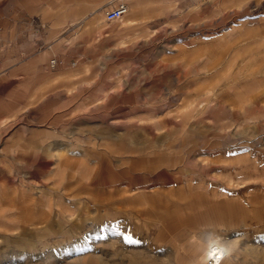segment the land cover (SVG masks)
I'll use <instances>...</instances> for the list:
<instances>
[{
	"label": "crops",
	"instance_id": "1",
	"mask_svg": "<svg viewBox=\"0 0 264 264\" xmlns=\"http://www.w3.org/2000/svg\"><path fill=\"white\" fill-rule=\"evenodd\" d=\"M117 1L0 0V252H10L16 243L22 249L18 258L23 260L44 244L56 255L58 248L72 245L88 229L101 230L128 217L133 220L129 236L134 242L148 243L155 235L133 227L137 220L175 222L173 213L164 218L137 203L143 184L140 152L136 151L134 164L122 160L121 152L112 151L107 159L98 157L94 150L93 154L88 151L97 141L91 122H62L68 111L95 105L94 83H126L130 76L127 69L134 68V82L139 84L135 86L134 107L143 103L144 81L171 83L166 87L168 100L152 112L174 114L176 108L202 99L204 86L192 88V84L207 78L225 83L229 77L242 75L236 84H241L240 89L246 84V108L264 107V92L258 93L264 86L254 85L264 81V75L255 74L256 60H264V54L256 57L255 53L260 44L264 46V0H123L126 10L118 18L126 13L130 22L121 34L154 36L150 56L146 58L148 54L142 52L134 61L130 57L116 60L110 52L96 59L88 53L87 44L102 17L105 20L103 12ZM185 16L195 20L186 34L176 36L167 26L163 28V24ZM72 24L79 26L70 30ZM230 61L245 62L237 71L220 76V69ZM148 66L151 77L146 80L142 69ZM113 73L121 77L111 78ZM214 83L216 105L230 108L239 103V93ZM98 95L107 98V103L110 98L108 104L113 108L127 104L124 94L120 92L123 96L116 100L110 88ZM68 130L72 133H64ZM246 141L249 148L256 146L254 141ZM110 143L113 147L124 145L115 140ZM129 173L139 184L128 181ZM150 178L153 176L146 179L149 186L153 185ZM226 220L224 225L232 222ZM165 240L168 243L171 236ZM72 246L68 248L75 250ZM6 255L4 260L14 258ZM183 260L178 264H185L187 258ZM232 263L231 258L224 264Z\"/></svg>",
	"mask_w": 264,
	"mask_h": 264
},
{
	"label": "rangeland",
	"instance_id": "2",
	"mask_svg": "<svg viewBox=\"0 0 264 264\" xmlns=\"http://www.w3.org/2000/svg\"><path fill=\"white\" fill-rule=\"evenodd\" d=\"M125 14L115 20H107L105 16L104 20L102 17V23L96 25L99 29L91 35L87 44L88 53L97 59L102 56L101 53L111 52V58L120 60L130 57L132 61L136 56L141 57L142 52L148 54L144 57L150 56V42L156 41L154 36L121 34L130 22ZM192 21L195 22L185 16L163 24V28L167 26L179 36L192 30ZM76 26L79 24H72L69 28L71 30ZM136 40L143 43H136ZM259 47L256 57L264 54V46L260 44ZM231 63L222 66L220 76L237 71L240 63ZM255 64V74L263 76L264 60H256ZM127 70L130 76L126 83H94L97 97L94 106L73 109L68 113L64 106L66 114L62 116V122L69 125L91 122L96 128L97 141L88 151L92 153L94 150V154L101 158L107 159L112 151L113 154L121 152L122 160L134 164L135 153L140 152L143 166L140 181L143 184L137 192L136 201L164 218L173 213L175 222L171 224L166 219H151L147 224L145 219L141 222L137 220L133 227L155 235L150 242L140 243L129 236L132 235L129 227L133 220L128 217L101 230L88 229L81 239L73 242V246L68 244L58 248L56 255H51L42 244L33 249L35 255H25L23 260L18 258L22 256V249L17 248L15 243L10 252H0V264H7V259L4 260L6 254L14 256L7 261L9 264H178L184 258H187L185 264H197L198 258L217 244L230 250L228 262L232 258V264H264V107L246 108V84L242 89L241 84H236L238 78H243L242 75H235L233 79L229 77L225 83L212 81L225 90L232 89L241 95L239 103L230 108L216 105L214 85L210 82L212 79L207 78L202 83L192 84V88L204 86L201 100L176 108L174 114H156L152 111L160 110L168 100L166 87H170L171 83L144 81L143 103L134 107L135 86L139 84L134 82V68ZM150 70V66L142 69L146 80L151 77ZM113 74L115 77L111 78L121 77L120 73ZM254 85L255 88L262 87L264 81ZM109 88L116 94V100L123 96L120 92L126 96L124 108H113L108 104L110 98L107 103V98L99 97L98 93ZM262 92L264 90L258 91ZM81 113L82 116H79ZM64 133H72V130ZM247 139L254 141L256 146L250 149ZM110 140L124 145L110 146ZM216 142L220 145L216 146ZM131 175L129 173L128 181L139 184L138 178L135 180V176ZM148 176H153L149 179L153 183L151 186L146 182ZM223 219L232 221V224L224 225ZM227 225L233 229L220 228ZM14 233L17 235L20 232ZM253 233L256 235L249 237ZM167 235L171 236L168 243L165 240ZM174 240L177 241L173 243ZM0 245L2 248L1 238ZM40 249L42 252L38 253ZM44 251H48L46 255Z\"/></svg>",
	"mask_w": 264,
	"mask_h": 264
},
{
	"label": "bare ground",
	"instance_id": "3",
	"mask_svg": "<svg viewBox=\"0 0 264 264\" xmlns=\"http://www.w3.org/2000/svg\"><path fill=\"white\" fill-rule=\"evenodd\" d=\"M216 242V241H215ZM230 250L222 245H215L198 258L197 264H224L228 262Z\"/></svg>",
	"mask_w": 264,
	"mask_h": 264
},
{
	"label": "built area",
	"instance_id": "4",
	"mask_svg": "<svg viewBox=\"0 0 264 264\" xmlns=\"http://www.w3.org/2000/svg\"><path fill=\"white\" fill-rule=\"evenodd\" d=\"M126 10V4L123 0H118L116 5L112 8L105 10L104 16L107 20L118 18ZM54 62V59H51Z\"/></svg>",
	"mask_w": 264,
	"mask_h": 264
}]
</instances>
